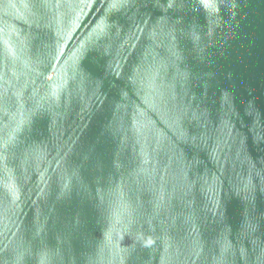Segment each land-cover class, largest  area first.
<instances>
[{
    "label": "water",
    "instance_id": "obj_1",
    "mask_svg": "<svg viewBox=\"0 0 264 264\" xmlns=\"http://www.w3.org/2000/svg\"><path fill=\"white\" fill-rule=\"evenodd\" d=\"M113 2L0 0V264H264V0Z\"/></svg>",
    "mask_w": 264,
    "mask_h": 264
},
{
    "label": "snow or ice",
    "instance_id": "obj_2",
    "mask_svg": "<svg viewBox=\"0 0 264 264\" xmlns=\"http://www.w3.org/2000/svg\"><path fill=\"white\" fill-rule=\"evenodd\" d=\"M129 0H114L111 4V7H123ZM153 2L160 4V0H153ZM215 0H163V3L160 5L165 9V12L171 13L177 17V22L184 18L185 9L191 5L196 10H211ZM4 147H7V142ZM151 244V241H148Z\"/></svg>",
    "mask_w": 264,
    "mask_h": 264
}]
</instances>
